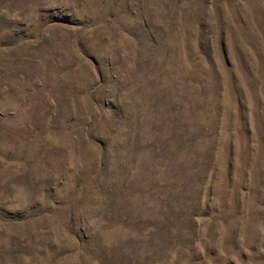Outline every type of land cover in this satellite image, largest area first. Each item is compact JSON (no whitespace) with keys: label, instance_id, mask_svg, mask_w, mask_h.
<instances>
[{"label":"rangeland","instance_id":"1","mask_svg":"<svg viewBox=\"0 0 264 264\" xmlns=\"http://www.w3.org/2000/svg\"><path fill=\"white\" fill-rule=\"evenodd\" d=\"M0 264H264V0H0Z\"/></svg>","mask_w":264,"mask_h":264},{"label":"trees","instance_id":"2","mask_svg":"<svg viewBox=\"0 0 264 264\" xmlns=\"http://www.w3.org/2000/svg\"><path fill=\"white\" fill-rule=\"evenodd\" d=\"M249 27H250V29L252 28L250 25H249ZM202 49V52L205 54V56L207 57V54H206V52H204V50H203V48H201ZM207 63L210 65V70H211V72H214L213 71V69H214V67H213V65H212V62L210 61V59L209 58H207Z\"/></svg>","mask_w":264,"mask_h":264}]
</instances>
